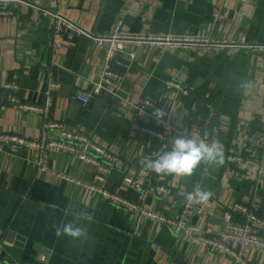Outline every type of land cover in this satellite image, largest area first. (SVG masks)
<instances>
[{
  "label": "crops",
  "instance_id": "0c3cea01",
  "mask_svg": "<svg viewBox=\"0 0 264 264\" xmlns=\"http://www.w3.org/2000/svg\"><path fill=\"white\" fill-rule=\"evenodd\" d=\"M25 1L11 3L13 15L0 18V134L39 138L42 118L9 103L3 85L16 77L19 99L42 105L52 73L61 88L52 91L50 120L86 133L124 163V168L113 169L108 176L110 189L119 191L126 172L134 171L143 159L170 150L178 135L200 140L207 130L209 142L220 145L223 164L202 163L188 177L169 175L176 186L175 198L170 201L150 193L147 204L174 217L182 195L198 185L211 193L199 221L202 229H222V213L233 201L252 199L264 216V181L257 185L250 172L232 173L227 160L232 154L247 156L251 138L264 143V52L245 47L194 51L131 46L133 57L119 55L123 62L114 60L112 68L124 76L129 101L145 97L170 108L167 128H159L166 133L165 144L134 132V116L113 108L105 91L93 95L86 105L76 100V92L90 93L97 80L103 48L68 30L54 34L53 18L36 9L59 13L88 33H108L122 19L125 33L201 35L264 44V0H55L54 6L50 0ZM168 78L190 87L192 96L177 99L164 91ZM207 102L216 118L208 124L203 119ZM144 120L158 127L153 120ZM48 135L58 138V130L50 129ZM37 155L34 149L14 144L5 143L0 149V258L7 264H231L226 255L202 243L198 233L177 234L139 220L53 174L90 182L91 163L52 151L45 158L47 170L41 171L35 165ZM122 194L131 201L138 199L132 189ZM67 223L80 228L81 234L58 236L56 228ZM245 257L249 264H264V254L255 250Z\"/></svg>",
  "mask_w": 264,
  "mask_h": 264
},
{
  "label": "built area",
  "instance_id": "2783aa9c",
  "mask_svg": "<svg viewBox=\"0 0 264 264\" xmlns=\"http://www.w3.org/2000/svg\"><path fill=\"white\" fill-rule=\"evenodd\" d=\"M15 1L26 2L25 0H0V18L13 15L11 3ZM54 4L55 0H50V6H54ZM36 9L42 16L53 18L54 34L68 30L74 34L89 37L98 47L103 48L104 63L97 80L92 83L90 93L85 91L76 92V100L82 105H86L93 95L105 91L111 97L113 108L118 110L119 113L126 112L134 116V120L131 122V128L134 132H140L146 136L156 138L165 144L167 140L166 133L160 129L167 128L168 124L166 122L169 118L170 108L145 97H138L133 102L129 101L128 92L123 88L124 76L112 68V63L117 56L127 53L133 57L134 52L130 50L131 46L194 51H219L224 47H245L252 51L264 52V44H247L243 39L240 41L232 39L229 41H219L201 35L179 36L153 33H125L123 32L122 19H117L108 33H88L59 13L39 7H36ZM45 85V97L42 105L28 104L19 99L17 95L19 84L16 81V77L3 85L5 90L9 91V103L19 110L39 115L43 120V128L39 138L35 140H28L15 134L1 133L0 149L7 143L36 150L38 155L35 165L41 171L47 170L45 158L52 151L63 152L75 156L81 161L91 163L94 166V174L90 182H82L65 174H53L65 181L80 185L94 192L104 201L126 210L131 216L139 220H147L154 224L168 227L177 234L198 233L199 240L202 243L211 250L219 251L226 255L231 259V264H249L245 257L249 250H255L259 254H264V216L258 214L254 208L252 199H249L246 203L231 202L222 213L224 220V227L222 229H211L210 227L202 229L199 226V221L202 219L205 211H207L211 198L209 197L203 203L189 200L187 198L188 194L201 191L198 185H195L189 192L182 195L178 213L174 217L168 216L147 204L150 193L167 198L170 201L175 198L173 190L176 186L170 176L157 174L146 166L149 160H155L158 154L165 151L143 159L142 164L134 169V171L126 172L124 176L125 180L118 188L119 191L110 189L106 185L108 176L113 169L124 168V163L118 155L94 143L86 133L69 128L64 123L51 121L50 112L54 102L52 91L59 90L61 84L54 79L52 73H49ZM163 90L174 94L177 99L179 97L189 98L192 96L190 87L171 78L164 80ZM156 109H160L163 112V116L159 122L154 117ZM203 112V119L207 124L216 119L211 103L207 102L205 104ZM144 119L153 120L158 127L147 123ZM50 129L58 130V138L48 135ZM209 135L210 132L205 130L202 138L209 142ZM263 147L264 143L259 138L254 137L249 139L246 145L247 156L240 154L228 155L227 160L231 166L232 173L243 176L246 172H250L254 175L257 185L262 183L264 181ZM128 189H132L138 193L137 201H131L122 194L124 190ZM178 194H180L179 191ZM0 264L7 263L0 258Z\"/></svg>",
  "mask_w": 264,
  "mask_h": 264
},
{
  "label": "clouds",
  "instance_id": "9594fccd",
  "mask_svg": "<svg viewBox=\"0 0 264 264\" xmlns=\"http://www.w3.org/2000/svg\"><path fill=\"white\" fill-rule=\"evenodd\" d=\"M163 112L156 109L154 117L157 122L161 120ZM221 165L223 164V153L220 151L218 142H207L204 139H193L185 135H178L170 150L158 154L155 160H149L147 167L157 174L175 175L188 177L202 164ZM211 193L207 191H196L188 194L189 200L197 203L206 202ZM56 234L78 237L81 229L67 223L56 228Z\"/></svg>",
  "mask_w": 264,
  "mask_h": 264
},
{
  "label": "water",
  "instance_id": "95a60500",
  "mask_svg": "<svg viewBox=\"0 0 264 264\" xmlns=\"http://www.w3.org/2000/svg\"><path fill=\"white\" fill-rule=\"evenodd\" d=\"M114 60H116L117 62H123V60L121 59V57H116Z\"/></svg>",
  "mask_w": 264,
  "mask_h": 264
}]
</instances>
